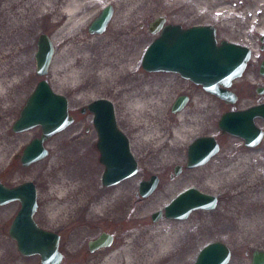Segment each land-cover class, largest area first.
<instances>
[{
    "label": "rangeland",
    "instance_id": "obj_1",
    "mask_svg": "<svg viewBox=\"0 0 264 264\" xmlns=\"http://www.w3.org/2000/svg\"><path fill=\"white\" fill-rule=\"evenodd\" d=\"M213 1L215 2L209 0L207 6ZM231 1L238 3L243 0ZM58 2L59 0H0V56H3L0 60V75L12 77V73L22 70V75H18L21 87L20 92L17 91L20 95L17 103L15 104L12 98L3 105L0 97V181L8 187L27 181L35 184L38 207L34 219L41 228L60 236L59 252L64 256V264H77L84 258H99L96 255L99 254L98 250L90 253L87 243L101 233L115 237L108 248L113 250L141 229L174 232L178 235L180 239L174 251L181 248L187 250L185 261L181 264H193L198 252L214 241H220L230 249L231 258L228 264H251L252 252L264 251V222L259 220L258 223L246 226L244 231H240L238 225L247 218L264 215V181L260 180L256 184L257 180L254 178L264 173V120L255 119V125L263 132V137L254 149H246L242 140L236 137L221 134L217 122L225 112L243 110L264 103V92L257 93L258 89H264V76L259 73L264 60V33L260 31L264 24V14L254 16L257 24L253 23L249 11L255 8L250 2L251 4L247 3L241 7L238 18L234 19L233 13L221 15L228 20H221L220 17L212 19L208 17L207 11L191 18L163 12L142 16L132 22L136 26L139 23L143 25L139 45L135 50L123 52L122 58L115 56L111 65L118 71L108 72L103 84H92L95 91L90 97L78 99L75 86L65 80L67 70L63 66L68 69L69 64H59L58 54L65 59L70 58L71 61L73 49L79 47L81 39L86 37L94 48L92 51H85L84 55L88 57V63L95 65L98 73L103 55L109 58L112 52H106L107 47L103 42L108 34L96 37L88 34L86 26L76 28L73 32L58 35L56 41L52 40L55 48L54 63L51 64L47 75L37 76L34 54L38 36H51L59 27V22L52 23V15L46 13L44 6L55 10ZM220 2L224 1L217 0L215 3ZM160 17L166 24L181 27L212 26L217 42L227 41L249 48L251 56L244 72L232 81L230 88L237 96L235 103L226 104L177 74L146 73L139 67L136 55L141 56L144 45L157 34H149L144 29L149 22ZM64 47L69 50H64ZM141 47L142 51L139 52ZM75 62L81 64L82 61ZM133 67L138 70L140 78L133 83L125 79L124 86L129 84L127 91L118 93L117 87L120 85L109 87L110 84L107 83L114 80L120 68V71L124 70L127 74ZM251 75H255V80H248ZM40 80H46L54 92L67 98L68 112L73 118V123L45 143L49 153L44 160L23 168L19 156L32 139L39 137L40 128L14 133L12 125ZM90 83L88 79L84 85H91ZM133 89L137 91L134 92ZM12 93L14 91L11 89L9 95L12 96ZM180 95L188 96V103L182 112L171 113V105ZM135 96L141 98L140 106L133 103ZM98 99L113 103L118 127L128 137L131 151L137 161V174L113 187H104L101 183L104 168L99 162V152L96 149L93 117L87 111L88 104ZM182 124L189 127L186 141L175 148L169 157L159 160L160 153L172 140L174 129ZM157 135L163 136L161 140L166 139L163 147L156 146V142L160 141L157 140ZM202 136L215 138L219 143L218 153L204 166L181 174V180L167 191L172 184L168 174L172 173L175 166H182L186 162L188 145L195 138ZM57 157L59 163L69 161L67 169L62 165L58 170L55 169ZM71 167L76 171L75 175L80 176L75 180L69 175L72 177L71 181L85 186L90 184L96 194L74 210L68 208L71 201L67 193L64 196L57 193L59 188H64L60 174ZM151 174L159 176L155 191L148 197L154 207L139 211L143 204L133 206L134 196L138 193L139 182L149 180ZM187 188H195L214 196L217 199L215 208L210 211H195L180 222L164 220L163 216L157 222L151 220L152 213L162 210L177 194ZM101 196L105 197L106 201L104 208L98 211L96 204ZM252 199L258 201L259 209L240 215V208H244L245 203ZM63 204L66 206L64 220L52 219L50 216ZM19 207L17 202L0 207V241L4 245L1 249L4 251L0 253V263L7 257H15L21 259L23 264H40L37 256H22L16 249L15 241L8 235L9 226Z\"/></svg>",
    "mask_w": 264,
    "mask_h": 264
},
{
    "label": "water",
    "instance_id": "obj_2",
    "mask_svg": "<svg viewBox=\"0 0 264 264\" xmlns=\"http://www.w3.org/2000/svg\"><path fill=\"white\" fill-rule=\"evenodd\" d=\"M111 17L110 7L97 15L90 25V33L101 34ZM163 18L151 23L149 30L158 33ZM51 38L39 35L36 43L35 72L37 76L47 75L55 48ZM251 51L245 46L227 41L217 43L215 29L212 26L181 28L180 25H168L161 29L159 36L144 52L142 69L149 73L172 72L223 101L233 104L237 96L230 90L232 81L239 78L250 59ZM264 76V61L259 70ZM263 89L257 93L262 94ZM189 98L178 96L171 105V113L182 111ZM87 109L93 113V126L97 132L96 148L99 162L104 171L101 183L111 187L137 173V161L131 153L128 138L118 129L113 103L99 99L90 103ZM255 119L264 120V104L244 110L223 113L218 121L221 134L236 137L243 141L245 148H256L263 132L255 125ZM73 123L68 112V100L57 94L46 80H41L27 98L19 116L12 125L14 133H23L36 127L40 135L32 139L22 150L20 165L27 168L48 156L45 143L54 135L64 131ZM219 145L212 136L198 137L188 146L185 169L191 170L205 165L217 154ZM181 167L175 166L174 176L180 174ZM158 179L151 176L138 184V195L149 197L156 189ZM17 202L20 207L14 216L8 235L15 241L17 251L25 257L38 256L41 264H59L62 254L59 252V236L37 225L34 216L37 211V189L28 181L17 186L7 187L0 182V207ZM217 199L197 189L189 188L176 196L165 208L164 217L185 220L198 210L210 211L215 208ZM161 218V212L151 215L153 222ZM113 237L101 233L88 242V249L94 252L110 246ZM231 252L220 241L205 245L197 254L194 264H228ZM251 264H264V251L255 250L251 254Z\"/></svg>",
    "mask_w": 264,
    "mask_h": 264
},
{
    "label": "bare ground",
    "instance_id": "obj_3",
    "mask_svg": "<svg viewBox=\"0 0 264 264\" xmlns=\"http://www.w3.org/2000/svg\"><path fill=\"white\" fill-rule=\"evenodd\" d=\"M223 1L224 2L215 3L217 2V0H215V2L213 1L212 3L209 4L210 6H207V2H209V0H59L58 6L55 8V10L45 7V6H44V9L46 13H49L50 15H52L50 16L52 18V23L55 24L59 22L58 29L54 33H52L51 36H49L51 38L50 39L51 41L52 40L56 41L58 35L63 34L65 32H68V31L73 32L76 28H84L85 26L87 27L88 23L93 19L95 20L97 15L101 13L104 8H106L105 6H114L115 8V13H113L114 14V20H113L114 25L113 26L115 30H118L120 27H129L132 24V22L137 20L138 18L142 16L147 17L148 15H151L152 13H157V12H163L168 15L173 14V15L191 18V17H197V15L201 14L202 12L207 11L208 17H212V19H216L217 17H220L221 20H224V19L228 20L226 17L221 16V15L226 14V13L227 14L233 13V18L234 19L238 18L240 15L239 11L241 7L245 6L247 3L249 4L252 3L251 5L255 9L249 11L250 12L249 14L250 16L253 17L252 18L253 23L257 24V21L254 18V16H257L258 14H264V0H243L242 2H238V3L235 1L232 2L231 0H223ZM111 14H112V11H111ZM117 26H119V28ZM201 26H204V25H198V26H192V27H201ZM163 27L165 26L162 25L161 29ZM261 27H260L261 29L260 31L264 33V28H263L264 24ZM161 29L158 31V33H160ZM120 32H121L120 34L122 35L121 37L119 36L105 37L103 42L105 43L107 47L106 52L109 53L111 51L112 56H110L111 58L110 57L108 58L107 55L105 54L103 55L102 60L99 62L100 66L98 67L100 68H99L98 73L96 72L95 65H91L90 63H88V60H87L88 57L84 55L85 51H88V50L92 51L94 48V45L90 41H88L86 37L81 39V44L79 47H76V49H73L72 54H71V61H70V58L67 57L65 59L64 57L58 54L57 58H58L59 64L62 65L65 62L69 64L68 69H66V67L63 66V68L67 70V75H66L65 80L69 82L70 84H72L73 86H75L74 87L75 90L78 91V96H77L78 99L84 98L86 96L90 97V95L95 91V88L92 86V84H96V82H98V84L100 83L103 84L105 81L104 77L106 76L108 72L111 71L114 73L118 71L116 68H113L111 65V62L115 56L117 57L120 56L122 58L123 52H128L133 49V48L126 49V47L128 46V43L125 44V42L126 40H130L131 38L138 39L137 34L135 33L129 34L122 30H120ZM83 41H87V42L83 43ZM64 50L68 51L69 49L64 47ZM81 52H83V54ZM79 53L81 55H79ZM54 57H55V51L52 56L51 64L54 63L53 62ZM136 57L138 59L137 63H139L140 55L137 54ZM2 59H3V56H0V60ZM75 60L79 62L82 61V62L81 64H78L77 62H75ZM141 64H142V58H141ZM50 67L51 65L49 66V69ZM120 70L115 75L114 80L107 83V84H110L109 87H113V88L115 86L120 85L119 87H117L118 93L120 91L122 92L127 91V88L129 89L128 83H127L128 85L124 86L125 79H127L129 83H133L136 81L137 78H140L138 74V70H136L134 67L130 68V72H128L127 74L125 73L124 70L122 71ZM21 71L20 70L15 71L14 73H12V77L9 75L5 77L6 76L5 74L0 75L1 77L0 78V97L3 101L2 102L3 105L9 102V100L12 98L15 100V104L19 100L20 95L17 93V91L20 92L21 85H20V81L18 80L19 79L18 75L21 73ZM167 73H172V72H167ZM88 79L90 80L91 85H88V84L84 85V83ZM248 80H252V81L255 80V75H251V77H249ZM83 85L84 87L82 88ZM11 89L14 91V93H12L13 94L12 96L9 95ZM133 90L134 92L137 91L135 89ZM129 92L131 91L129 90ZM94 101H92L91 103H93ZM133 103L135 105L140 106L142 104L141 98H137V96H135L133 99ZM89 113L93 117V113L91 111H89ZM188 131H189V127L185 124H182L179 127L175 128L172 134L173 137H172L170 144H167V148L165 150H162L158 159L162 160L164 158L169 157L174 152L175 148H177L183 142L186 141L189 135ZM96 136H97V132H96ZM156 138L157 140H160L156 142V146L163 147L166 139L161 140L163 138V136L161 135H157ZM96 144H97V140H96ZM246 149H251V148H246ZM187 150H188V147L186 149V157H187ZM69 156H72V155H69ZM58 159L59 158L57 157L54 163L55 166H57L55 169L58 170L61 165L67 169L68 165H70L69 161L66 160V161L59 163ZM0 162H1V157H0ZM75 173L76 171H74L72 167L66 171H63L60 174L59 178L62 181L61 185L64 188H61V189L59 188L57 190L58 191L57 193L59 194V196H64L67 193V195L69 196V201H71L68 208L69 209L71 208L73 210L78 209L81 206H83L89 200L90 197L96 196L90 184L85 186V185H81L79 182H76L74 184V182L71 181L72 177L75 180H78V178H80V176H76ZM69 175H71L72 177H70ZM254 178H256L255 180H257L256 184L260 180L261 182H263L264 173ZM180 180L181 178L172 182V184L167 188V191L170 190L174 185H176ZM121 182H119L118 184H120ZM65 188L67 189L65 190ZM262 197L264 198V187L262 188ZM105 201H106V198L101 196V198L99 199V203L96 204L97 206L96 210L101 211L104 208ZM12 203H15V202H12ZM142 204L143 205L140 207L139 211L153 209L154 207V204L149 200V198L146 199V201H144ZM259 207L260 205L258 201L252 199L249 202L245 203L244 208H240L239 214L240 215H243L245 213L248 214L251 211L259 209ZM65 209H66L65 204L61 205L58 208L57 212L52 214L50 217L52 219L64 220ZM164 220H169L171 222L184 221V220H175V219H168V218H165ZM259 220L264 222V215L255 217L253 219L247 218L246 220H242L240 225H238V227L240 231H244V228L246 226H251L253 223H258ZM179 239L180 237L176 235L174 232L173 233L172 232H160L159 230L153 232L150 229H144V230L141 229L140 231L134 233L133 235H130L124 242H122L117 248L113 250L106 249L108 247L98 249L99 253L101 254V256L99 257L101 260L100 264H181L185 261L187 250L185 248H181L176 252L174 251V247L178 244ZM3 246H4L3 243L0 241V253L1 251H4V250H1L3 249ZM0 264H23V262L19 258L7 257L5 260L1 261Z\"/></svg>",
    "mask_w": 264,
    "mask_h": 264
},
{
    "label": "flooded vegetation",
    "instance_id": "obj_4",
    "mask_svg": "<svg viewBox=\"0 0 264 264\" xmlns=\"http://www.w3.org/2000/svg\"><path fill=\"white\" fill-rule=\"evenodd\" d=\"M105 7H110V9H111V11H112V14H111V17H110V19L108 20V22L106 23V25H105V27H104V29H103V32L101 33V34H97V33H90V31H89V29H90V25H91V23L93 22V20H91L90 22H89V24H88V26H87V32H88V34L89 35H91V36H96V37H99V36H103V35H106V34H108L109 36H111V37H117V36H119V37H121L122 35L120 34L121 32H120V30H122V31H124V32H126V33H129V34H132V33H135V34H137V36H138V39H130V40H128V42L126 41L125 42V44L126 43H128V46L126 47V49H131V48H133V50H135V48L139 45V43H140V41L142 40V37H141V33H142V28H143V25H142V23H139L137 26L134 24V23H132V24H134V25H130L129 27H120L119 28V26H117L119 29L118 30H115V28H114V14L113 13H115V8H114V6H105ZM155 19H157V18H155ZM154 19V20H155ZM154 20H152L151 22H149L148 24H147V26H146V29H144V30H146L149 34H152L151 32H150V30H149V27H150V25H151V23H153V21ZM167 25H174V24H166L165 23V20L163 19V26H167ZM136 27H137V29H136ZM192 27V26H191ZM181 28H183V29H186V28H190V27H181ZM107 35V36H108ZM153 35V34H152ZM129 36V35H128ZM128 36H126V37H128ZM155 36V38L153 39V40H150V42H148L145 46H144V49H143V53L141 54V56H140V61H139V67L141 68V58L143 57L142 55L144 54V52L147 50V48L149 47V45L155 40V39H157V37L159 36V33H157V34H155L154 35ZM142 51V47L141 48H139V52H141ZM264 61V60H263ZM262 61V62H263ZM262 64V63H261ZM261 66V65H260ZM142 69V68H141ZM143 70V69H142ZM260 70V69H259ZM145 72V71H144ZM147 73V72H146ZM264 90V89H263ZM87 111L89 112V110L87 109ZM83 112L85 113V110H83ZM115 118H116V115H115ZM93 119V118H92ZM116 123H117V118H116ZM117 127H118V123H117ZM118 129L123 133V131L118 127ZM124 134V133H123ZM125 135V134H124ZM126 136V135H125ZM96 138H97V136H96ZM128 138V137H127ZM129 145H130V143H129ZM130 150H131V147H130ZM132 152V151H131ZM133 154V153H132ZM135 157V156H134ZM186 159V158H185ZM185 163L181 166V171H180V174L178 175V176H174V174H173V169H172V173H169L168 174V179H169V181L170 182H174V181H176V180H178L179 179V176H181V174H183L184 172H186V173H188V172H191V170H186L185 168ZM138 172V171H137ZM150 176H152V174L150 175ZM157 179H158V182H159V176H157ZM178 195V194H177ZM176 195V196H177ZM135 200H134V205L133 206H137V205H139V204H141V203H143L144 201H146V199H148V197L147 198H142L141 196H139L138 194H135ZM166 206V205H165ZM165 206L163 207V209L162 210H160V211H162V215L161 216H163L164 217V214H163V210H164V208H165ZM192 214V213H191ZM113 237V239H112V241L113 240H115V237L114 236H112ZM59 241H60V236H59ZM112 243V242H111ZM111 246V245H110ZM108 248H109V246H108ZM108 248H106V249H108ZM87 249H88V243H87ZM88 251H89V249H88ZM90 252V251H89ZM97 252V251H96ZM98 252H99V250H98ZM90 253H92V252H90ZM93 254V253H92ZM96 255H98L99 257L101 256V254L99 253V254H96ZM94 256V255H93ZM65 263V260H64V256L62 255V259H61V262L59 263V264H64ZM101 263V260H100V258H96V259H89V260H87L86 258H84L83 260H81L80 262H78L77 264H100Z\"/></svg>",
    "mask_w": 264,
    "mask_h": 264
}]
</instances>
